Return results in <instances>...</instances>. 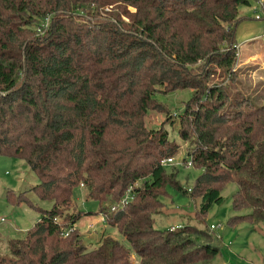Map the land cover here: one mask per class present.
<instances>
[{
  "label": "trees",
  "instance_id": "obj_1",
  "mask_svg": "<svg viewBox=\"0 0 264 264\" xmlns=\"http://www.w3.org/2000/svg\"><path fill=\"white\" fill-rule=\"evenodd\" d=\"M250 4L0 0V155L23 159L38 178L27 190H8L6 199L34 205L26 194L33 191L51 201L34 206L39 217L8 239L0 264H136L132 254L137 264L209 262L219 252L215 231L153 225L168 186L200 196L206 217L226 182L235 181L231 207L251 212L227 223L264 220V85L246 86L233 69L236 28L247 18L240 8ZM167 15L203 39L199 56L189 59L173 45ZM158 87L192 89L176 116L178 134L202 167L190 190L161 164L176 142L165 128L145 125L159 107ZM81 184L99 205L131 188L130 200L105 211L121 240L103 229L95 246L82 241L80 212L65 213ZM68 225L74 228L63 235Z\"/></svg>",
  "mask_w": 264,
  "mask_h": 264
},
{
  "label": "rangeland",
  "instance_id": "obj_2",
  "mask_svg": "<svg viewBox=\"0 0 264 264\" xmlns=\"http://www.w3.org/2000/svg\"><path fill=\"white\" fill-rule=\"evenodd\" d=\"M251 4L243 6L247 19L256 22L257 34L264 32V18L255 19L259 13L264 17V11L259 7L257 0H250ZM166 23L170 24L173 45L178 47L187 58L192 59L200 55L203 48V39L189 29L185 23L171 15ZM166 16V17H167ZM167 17V18H168ZM238 27V26H237ZM237 32V28H236ZM237 53L233 69L236 78L246 86L255 87L264 85V41L262 34L255 36L247 42L237 38ZM260 85V87H261ZM192 89H176L168 91L158 87L156 100L158 109H150L145 116L147 128H165L169 138L177 144V151L172 155L171 161L163 164L168 174L174 176L188 190L191 189L194 178L202 172L188 153L189 140L183 139L177 131V114L182 110L184 102L190 96ZM264 94V92H263ZM260 103L259 97L256 98ZM173 122V123H172ZM38 182V178L30 166L21 158L0 155V252L9 253L8 239L19 237L34 223L40 212L34 207L49 208L50 200L39 198L33 191H27L28 201L11 203L6 199L8 190L15 193L27 190ZM137 181L135 184H140ZM84 186L81 184L74 192V200L71 206L65 209V213L80 212V218L76 221L77 231L82 235V241L95 246L100 233L105 229L108 233L120 240L117 228L101 223L100 213L109 211L112 206L118 204V200L109 199L99 203L90 198H85ZM237 189L235 181H228L221 189L223 200L214 203L206 217L199 214L200 196L185 195L174 187L168 186L166 192L159 196L160 205L153 214L154 226L159 228L174 229L181 226H193L215 231L218 237L219 252L207 263L193 264H264V220H243L235 225L227 223L233 215H245L251 212L250 207L234 209L231 207V195ZM132 192V191H131ZM106 208V209H104ZM95 223V228L89 226ZM133 262L138 263V258L132 254Z\"/></svg>",
  "mask_w": 264,
  "mask_h": 264
},
{
  "label": "built area",
  "instance_id": "obj_3",
  "mask_svg": "<svg viewBox=\"0 0 264 264\" xmlns=\"http://www.w3.org/2000/svg\"><path fill=\"white\" fill-rule=\"evenodd\" d=\"M257 1H258V4H259V7L264 11V9H263V2H264V0H257ZM254 17L256 19H261L262 18V16L259 13H256L254 15ZM263 39H264V34H263ZM172 157L173 156H167V157L162 158L161 159V164H165L166 162L171 161L173 159ZM131 198H132V192H131V188L129 187L125 191V193L123 194V196L120 198L118 204L115 205V206H112L109 211L115 210L118 206L124 205ZM106 214H107L106 212H101L100 213L99 220H98V222L100 221L101 223H103V226L107 222L106 221ZM54 220H57V218L55 217ZM89 226L92 227V228H95L96 224L95 223H90ZM73 228H74V226H72V225L63 226L62 229H61L62 230V234L63 235L69 234V232H71L73 230Z\"/></svg>",
  "mask_w": 264,
  "mask_h": 264
},
{
  "label": "crops",
  "instance_id": "obj_4",
  "mask_svg": "<svg viewBox=\"0 0 264 264\" xmlns=\"http://www.w3.org/2000/svg\"><path fill=\"white\" fill-rule=\"evenodd\" d=\"M240 12L241 14L247 16L246 11L243 10V8H240ZM247 18L239 22L236 32L237 38H240L241 40H243V42H247L252 38H254L255 36L262 34V40L264 41L263 39L264 32L257 34L258 32H256V30H258L259 28L257 27L256 22H254L253 20H248Z\"/></svg>",
  "mask_w": 264,
  "mask_h": 264
}]
</instances>
